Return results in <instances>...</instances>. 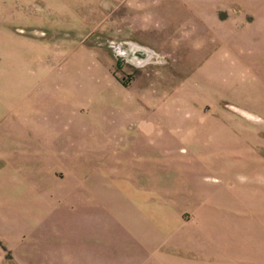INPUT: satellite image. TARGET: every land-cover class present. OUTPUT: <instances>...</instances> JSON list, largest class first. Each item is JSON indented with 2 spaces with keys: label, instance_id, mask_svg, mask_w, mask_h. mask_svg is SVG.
<instances>
[{
  "label": "rangeland",
  "instance_id": "rangeland-1",
  "mask_svg": "<svg viewBox=\"0 0 264 264\" xmlns=\"http://www.w3.org/2000/svg\"><path fill=\"white\" fill-rule=\"evenodd\" d=\"M227 141L264 157V0H0V264H61L51 248L70 261L75 240L93 245L108 218L92 189L140 212L123 225L135 253L147 222L167 246L191 214L159 207L163 161L145 156L141 172L124 149L155 143L167 162L187 149L165 175L184 195L195 157ZM144 173L147 186L121 188Z\"/></svg>",
  "mask_w": 264,
  "mask_h": 264
},
{
  "label": "crops",
  "instance_id": "crops-1",
  "mask_svg": "<svg viewBox=\"0 0 264 264\" xmlns=\"http://www.w3.org/2000/svg\"><path fill=\"white\" fill-rule=\"evenodd\" d=\"M161 131L162 128L155 135L162 137ZM141 132L148 135L147 140L154 136L149 135V130ZM153 145L154 148L145 147L143 144L137 145L135 149L125 148L126 156L121 161L127 163L131 162L126 161L127 159L138 158L141 164L136 169L143 172L147 170L146 160L142 162L144 157L157 156L163 161L164 167L160 169L159 182L154 181L160 191L159 198L163 200V196L165 198L167 196L169 199L163 200L159 207L172 210L175 215L181 208H186L191 214V219L163 233L167 232L171 238L167 246L164 247L162 243L163 248L152 244L154 240H161L160 228L158 227L157 231L147 222L148 228L144 226L147 231V241L142 239L141 243L144 252L135 253L136 241L133 239L132 229L131 227L128 229L126 224L123 228V225L125 214L139 211L125 204L123 198L122 204H118L116 199L118 192L112 194V190H87L88 193L84 192L82 195H87L93 204H99L102 208L99 211L107 214L108 220L103 216L104 222L102 219L98 221V225L101 226H97L96 231L94 230L96 237V232H99L100 239L96 237L91 239L94 241V246L90 244L88 234L72 240V237L68 236L67 226L64 225L62 232L66 234L62 235L63 240L78 242V248L75 247L77 243L67 245L69 249L76 248L78 254L72 253V259L66 261L62 259L63 254L60 251L51 248L53 255H60L55 259H60L61 264H78L74 262L75 256H80L79 264H264V157L259 158L256 156V151L248 150L247 148L252 147L246 143L227 141L222 142L221 146L211 145L207 147L206 160L195 157L196 160L191 163L193 167L188 169L191 178L185 183V187L189 190L183 195L180 184L175 187L173 178L165 179V175L169 172L172 174V163L178 160L177 156L190 159L187 149L176 146L173 156H170L171 162H167V154L155 143ZM144 149L151 152L143 151ZM149 172L156 174L154 170ZM131 173L135 176L133 171ZM145 175L146 173L144 176H138L139 180L135 178L124 186L120 183V186L124 191H132V186L142 187L143 184L147 186L148 182L144 181ZM204 176L206 182L203 180ZM55 191L65 192L68 195L66 189ZM136 194L137 197L140 195L139 192ZM183 198L189 200L188 205H181ZM177 201L180 203H175ZM117 215L121 218L120 224ZM141 216L143 218H140L141 221L147 220L143 215ZM71 218L73 219V216ZM150 234L153 238L148 236ZM178 239L186 242L181 246L174 242ZM52 244L56 246V240ZM172 244L177 246L180 252L173 250Z\"/></svg>",
  "mask_w": 264,
  "mask_h": 264
}]
</instances>
